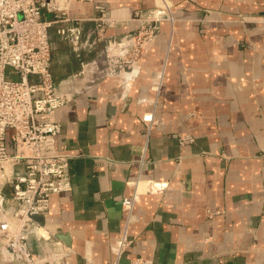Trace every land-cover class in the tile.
I'll return each mask as SVG.
<instances>
[{"label":"crops","instance_id":"1","mask_svg":"<svg viewBox=\"0 0 264 264\" xmlns=\"http://www.w3.org/2000/svg\"><path fill=\"white\" fill-rule=\"evenodd\" d=\"M156 0L75 1L94 44L95 6L117 23L110 37L136 32ZM174 24L161 22L145 49L140 73L123 97V78L110 74L101 45L86 55L87 73L74 81L73 100L40 121L62 131L56 148L70 159L72 191L51 199L41 233L29 238L40 259L63 253L67 264H111L122 235V200L138 179L166 184L135 205L131 245L155 264H264V0H170ZM52 73L59 84L80 64L53 35ZM164 69L161 95L150 86ZM155 106V108H154ZM155 112L150 134L142 121ZM195 142L180 145L181 137ZM143 188V186H142ZM62 237V238H61ZM0 264H22L2 250Z\"/></svg>","mask_w":264,"mask_h":264},{"label":"built area","instance_id":"2","mask_svg":"<svg viewBox=\"0 0 264 264\" xmlns=\"http://www.w3.org/2000/svg\"><path fill=\"white\" fill-rule=\"evenodd\" d=\"M75 1L90 0H0V236L7 250L19 255L25 264H67L66 256L72 253L70 249L63 253L55 251L54 256L40 259L29 244L31 236L52 240L41 233L40 224L31 214L46 217L52 197L72 191L70 159L73 156L56 148L62 124L40 121L38 117L51 114L73 100L72 84L87 73L90 62L86 55L93 45L102 46L101 57L107 72L123 78L125 97L142 69L140 61L155 39L157 24L175 22L172 2L156 0L154 8L136 16L135 20L140 22L136 32L110 37L107 28L117 20L97 5L98 15L90 19L95 23L92 45L84 35L86 20L70 14ZM53 35L67 45L70 55L80 64L76 74L59 84L52 73ZM163 82L164 69L156 72L151 82L154 102L161 95ZM142 121L150 134L156 124L154 109L145 113ZM194 142L192 135L180 139L182 146ZM165 185L138 179L132 194L122 200L126 224L120 238L110 245L111 264H123L132 243L128 228L135 205L151 192H163ZM84 259L87 264H94L90 255ZM125 264L155 263L137 257Z\"/></svg>","mask_w":264,"mask_h":264},{"label":"water","instance_id":"3","mask_svg":"<svg viewBox=\"0 0 264 264\" xmlns=\"http://www.w3.org/2000/svg\"><path fill=\"white\" fill-rule=\"evenodd\" d=\"M159 26V24H157V26H156V30H157V27ZM31 218L33 219V220H35L37 223H41L43 220H45V217L43 216V215H41V214H31ZM62 238V237H61ZM51 241H53V240H51ZM0 245H1V248H2V250L3 251H5L6 253H10V251L9 250H7V248H6V245L5 244H2V238H1V236H0ZM10 254H12V253H10ZM12 256L14 257V258H17V260H19L20 262H22V264H25L24 263V261H23V259L19 256V255H16V254H12Z\"/></svg>","mask_w":264,"mask_h":264},{"label":"rangeland","instance_id":"4","mask_svg":"<svg viewBox=\"0 0 264 264\" xmlns=\"http://www.w3.org/2000/svg\"><path fill=\"white\" fill-rule=\"evenodd\" d=\"M11 136H12V131L10 130V131L8 132V137L11 138Z\"/></svg>","mask_w":264,"mask_h":264}]
</instances>
